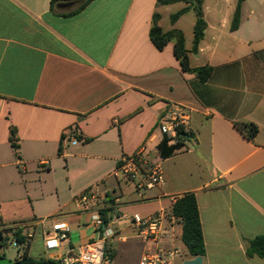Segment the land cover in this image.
I'll use <instances>...</instances> for the list:
<instances>
[{
    "label": "crops",
    "instance_id": "1",
    "mask_svg": "<svg viewBox=\"0 0 264 264\" xmlns=\"http://www.w3.org/2000/svg\"><path fill=\"white\" fill-rule=\"evenodd\" d=\"M52 1L0 0V175H12L10 186L23 191L27 204L25 214L17 211L9 220L0 204V247L17 227L29 256L40 237L44 256L35 259L60 261L68 247L100 238L93 216L105 212L108 222L122 217L105 245L112 264H140L156 246L179 252V242L184 264L195 257L172 209L194 193L205 242L202 264H264L246 255L249 241L264 236L263 4L244 0L233 31L238 0H203L207 28L190 55L193 68L213 69L203 83L182 70L174 43L159 51L149 35L158 12L161 28L181 30L191 50L196 15L186 19L190 36L183 28L190 10L165 28L171 5L158 7L157 0H93L72 16L51 12ZM70 1L58 2L56 12L73 11L58 8ZM175 105L188 112V136L182 150L161 159L160 119ZM244 123L257 126L253 140L247 127L237 126ZM139 151L144 162L130 178L125 159ZM155 165L163 169V182L148 188ZM49 175H67L66 191L48 185ZM92 191L99 200L77 202ZM155 215L162 218L161 237L145 242L131 219ZM57 222L69 225V242L48 251L44 234Z\"/></svg>",
    "mask_w": 264,
    "mask_h": 264
},
{
    "label": "trees",
    "instance_id": "2",
    "mask_svg": "<svg viewBox=\"0 0 264 264\" xmlns=\"http://www.w3.org/2000/svg\"><path fill=\"white\" fill-rule=\"evenodd\" d=\"M62 0H53L51 2V12L61 15V16H72L80 11H82L87 5H89L93 0H87L85 3L77 7L68 13H57L56 5ZM244 0H238V5L232 20L231 30H237L241 21V6ZM176 3H186L187 6L177 13L171 15L170 20L172 24H175L181 16L188 12L191 8L194 9L196 14V22L193 29V45L192 49L188 50L185 43V35L181 30L173 29L165 32L160 26L161 15L155 12L153 15L152 26L150 29V40L153 45L162 51L169 43H174V55L179 60L182 70L187 73H193L197 78L205 83L211 78L213 69L210 66H203L198 68H193L191 66L190 55L197 53L201 41L205 36V30L207 28V23L204 17L203 10V0H195L191 2L190 0H157V6L163 7ZM199 4V6H198ZM241 130V126L247 127L248 131L246 136L248 139L253 140L258 132L256 125L251 123L237 124ZM188 136L187 133L179 131V139L175 145H168V141L164 138L162 142L158 145L157 150L161 159H167L175 155L177 152L185 147L184 140ZM11 143L14 150L18 151V145L16 144V131L11 130ZM62 152V145L59 146V153ZM172 215L179 219L182 223V242L187 248L189 255L192 257H203L205 256V242L202 232L201 220L199 215V208L197 204V199L194 193H187L180 198H178L172 209ZM102 218L104 224L108 223V218L106 213H102ZM21 230L14 231V238L17 240L19 245L25 244L26 237L21 236ZM6 244V243H5ZM5 244H1L3 247ZM109 250H107L108 253ZM246 255L248 258H254L255 256L260 257L264 260V236H257L249 241ZM113 257V253H110ZM16 264H62L60 261L52 259H35L28 254V246L23 257L16 260Z\"/></svg>",
    "mask_w": 264,
    "mask_h": 264
},
{
    "label": "built area",
    "instance_id": "3",
    "mask_svg": "<svg viewBox=\"0 0 264 264\" xmlns=\"http://www.w3.org/2000/svg\"><path fill=\"white\" fill-rule=\"evenodd\" d=\"M189 125V115L185 108L175 105L161 116L159 129L168 145H175L179 139V131L187 133ZM76 141H74L75 143ZM144 162L143 152L139 151L135 155L125 159L123 167L124 173L130 178L141 171V164ZM163 182V169L160 165H155L148 175L146 186L153 188ZM100 197L95 192H87L80 196L77 202L87 205L92 200H99ZM120 215H114L107 224H104L101 214L98 212L93 216V225L100 233V238L90 242L78 249L68 247L66 254L60 258L62 264H112V257L107 253L106 241L115 236L114 225H116ZM132 224L135 226L137 235L145 242L158 243L162 234V218L155 215L149 218L133 217ZM70 227L65 222L53 223L51 230L44 234L45 248L48 251L61 249L64 243L69 242ZM15 245L19 246L17 240ZM178 250L156 246L154 249L146 251L140 264H174L178 255Z\"/></svg>",
    "mask_w": 264,
    "mask_h": 264
},
{
    "label": "rangeland",
    "instance_id": "4",
    "mask_svg": "<svg viewBox=\"0 0 264 264\" xmlns=\"http://www.w3.org/2000/svg\"><path fill=\"white\" fill-rule=\"evenodd\" d=\"M257 1L258 0H248V4L250 6H253L255 4H258ZM259 1L264 6V0H259ZM181 5L182 3H176V4L169 6L171 14L168 16H165L164 18L163 25L165 26V28H170V26H172L170 17L171 15L178 12L177 10L181 7ZM255 9H257V6L255 7ZM195 15L196 14H195L194 9L191 8L183 20L184 21L183 28L188 32L187 33L188 36H190L192 29H191V25L188 24L187 26L186 19H189L191 17L193 19ZM188 39L189 37L187 38V44L189 45ZM46 181L48 185L49 184L58 185V187L60 188V192L63 189L66 191V189L68 188L67 175H49ZM11 182H12V175H0V185L2 186V200L0 204L2 206L3 216L5 220H9L10 216L12 214H16L17 211L21 215L27 212V204L24 201L23 191L17 188H12L10 186ZM17 230H18L17 227L15 228L13 227L11 228V230H8V233L12 235L9 236V239L8 241H6V244L3 247H0V256L5 257L15 262L17 259H20L21 257H23L26 252L25 246L15 245L13 236H14V231H17ZM177 247L179 248L180 254L178 253L177 257L175 258V264H182L181 258L185 254V249L181 242L178 243ZM42 250H43L42 239L38 237L34 241V247L30 251V256L34 258H40L41 256H44L42 253Z\"/></svg>",
    "mask_w": 264,
    "mask_h": 264
},
{
    "label": "water",
    "instance_id": "5",
    "mask_svg": "<svg viewBox=\"0 0 264 264\" xmlns=\"http://www.w3.org/2000/svg\"><path fill=\"white\" fill-rule=\"evenodd\" d=\"M87 0H73L70 2H65V3H61L58 5V8L60 10H64V11H69L72 9H75L77 7H79L80 5H82L83 3H85ZM191 2H195V0H190ZM199 6V4H198ZM202 257H196L193 260L190 261H186L184 264H202ZM0 264H16L15 261H11L5 257H0Z\"/></svg>",
    "mask_w": 264,
    "mask_h": 264
}]
</instances>
